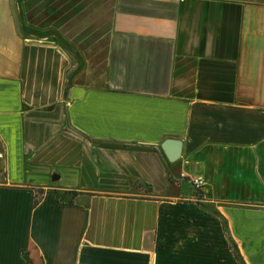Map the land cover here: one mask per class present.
<instances>
[{
  "label": "crops",
  "instance_id": "obj_1",
  "mask_svg": "<svg viewBox=\"0 0 264 264\" xmlns=\"http://www.w3.org/2000/svg\"><path fill=\"white\" fill-rule=\"evenodd\" d=\"M0 264H264V0H0Z\"/></svg>",
  "mask_w": 264,
  "mask_h": 264
},
{
  "label": "water",
  "instance_id": "obj_2",
  "mask_svg": "<svg viewBox=\"0 0 264 264\" xmlns=\"http://www.w3.org/2000/svg\"><path fill=\"white\" fill-rule=\"evenodd\" d=\"M180 148H181L180 142H176L172 140L167 141L165 149H166L168 158L171 162H174L176 161V159H178L179 154H180ZM52 180L53 181L59 180V176L54 175Z\"/></svg>",
  "mask_w": 264,
  "mask_h": 264
},
{
  "label": "built area",
  "instance_id": "obj_3",
  "mask_svg": "<svg viewBox=\"0 0 264 264\" xmlns=\"http://www.w3.org/2000/svg\"><path fill=\"white\" fill-rule=\"evenodd\" d=\"M182 178H184V176H182ZM190 182L193 188L195 189V192H197V194L199 195L202 189L204 188V181L200 178H191Z\"/></svg>",
  "mask_w": 264,
  "mask_h": 264
},
{
  "label": "rangeland",
  "instance_id": "obj_4",
  "mask_svg": "<svg viewBox=\"0 0 264 264\" xmlns=\"http://www.w3.org/2000/svg\"><path fill=\"white\" fill-rule=\"evenodd\" d=\"M186 187H182L181 189H178V191L180 192H183L184 194H189V193H192V191L194 190L193 187H191L187 182H186ZM188 185V186H187ZM77 188V187H76ZM79 188H82V187H79ZM202 192V191H201ZM195 198L196 199H201V193L198 195L197 192H195Z\"/></svg>",
  "mask_w": 264,
  "mask_h": 264
},
{
  "label": "trees",
  "instance_id": "obj_5",
  "mask_svg": "<svg viewBox=\"0 0 264 264\" xmlns=\"http://www.w3.org/2000/svg\"><path fill=\"white\" fill-rule=\"evenodd\" d=\"M70 194L75 195L76 193L75 192H70Z\"/></svg>",
  "mask_w": 264,
  "mask_h": 264
}]
</instances>
